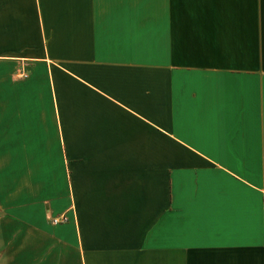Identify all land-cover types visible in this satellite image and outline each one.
<instances>
[{"label":"crops","instance_id":"crops-1","mask_svg":"<svg viewBox=\"0 0 264 264\" xmlns=\"http://www.w3.org/2000/svg\"><path fill=\"white\" fill-rule=\"evenodd\" d=\"M0 264H264V0H0Z\"/></svg>","mask_w":264,"mask_h":264},{"label":"rangeland","instance_id":"rangeland-1","mask_svg":"<svg viewBox=\"0 0 264 264\" xmlns=\"http://www.w3.org/2000/svg\"><path fill=\"white\" fill-rule=\"evenodd\" d=\"M63 220H64V219H63V216L58 218V222H61V221H63ZM52 221H54V219H52Z\"/></svg>","mask_w":264,"mask_h":264}]
</instances>
